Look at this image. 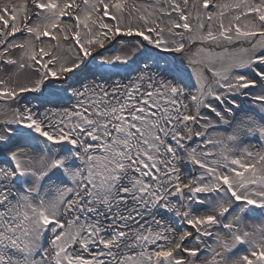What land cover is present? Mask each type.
<instances>
[{
    "label": "snow or ice",
    "instance_id": "1",
    "mask_svg": "<svg viewBox=\"0 0 264 264\" xmlns=\"http://www.w3.org/2000/svg\"><path fill=\"white\" fill-rule=\"evenodd\" d=\"M0 264H264V0H0Z\"/></svg>",
    "mask_w": 264,
    "mask_h": 264
}]
</instances>
